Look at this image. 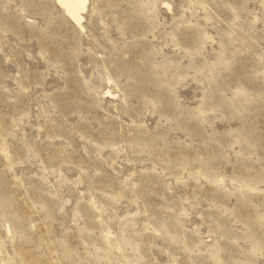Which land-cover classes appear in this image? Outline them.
<instances>
[{
    "label": "rangeland",
    "instance_id": "obj_1",
    "mask_svg": "<svg viewBox=\"0 0 264 264\" xmlns=\"http://www.w3.org/2000/svg\"><path fill=\"white\" fill-rule=\"evenodd\" d=\"M82 16L0 0V264H264V0Z\"/></svg>",
    "mask_w": 264,
    "mask_h": 264
},
{
    "label": "bare ground",
    "instance_id": "obj_2",
    "mask_svg": "<svg viewBox=\"0 0 264 264\" xmlns=\"http://www.w3.org/2000/svg\"><path fill=\"white\" fill-rule=\"evenodd\" d=\"M63 8L65 14L80 28H82L83 12L86 9L87 0H56ZM109 94V91L106 92Z\"/></svg>",
    "mask_w": 264,
    "mask_h": 264
}]
</instances>
